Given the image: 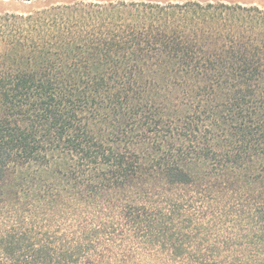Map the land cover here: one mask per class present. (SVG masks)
<instances>
[{
    "label": "trees",
    "instance_id": "16d2710c",
    "mask_svg": "<svg viewBox=\"0 0 264 264\" xmlns=\"http://www.w3.org/2000/svg\"><path fill=\"white\" fill-rule=\"evenodd\" d=\"M8 1L0 264H264V9Z\"/></svg>",
    "mask_w": 264,
    "mask_h": 264
},
{
    "label": "rangeland",
    "instance_id": "374dc122",
    "mask_svg": "<svg viewBox=\"0 0 264 264\" xmlns=\"http://www.w3.org/2000/svg\"><path fill=\"white\" fill-rule=\"evenodd\" d=\"M104 1H119V0H98ZM120 1H170V2H212V3H227V4H239L243 6H256L258 8L264 9V0H120ZM31 8L28 5L17 3L14 1L0 0V14L1 13H21L28 12ZM139 250V249H138ZM124 264H172L167 261L162 254L159 253H148L145 251H137V248H132L124 257Z\"/></svg>",
    "mask_w": 264,
    "mask_h": 264
}]
</instances>
